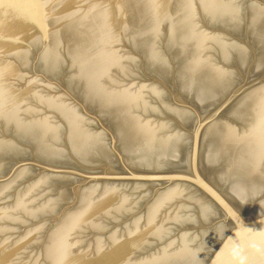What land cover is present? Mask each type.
Returning <instances> with one entry per match:
<instances>
[{"label":"water","instance_id":"water-1","mask_svg":"<svg viewBox=\"0 0 264 264\" xmlns=\"http://www.w3.org/2000/svg\"><path fill=\"white\" fill-rule=\"evenodd\" d=\"M0 264H264V0H0Z\"/></svg>","mask_w":264,"mask_h":264}]
</instances>
